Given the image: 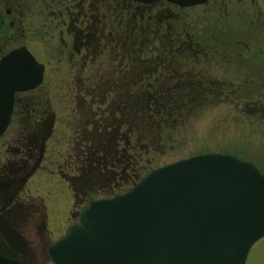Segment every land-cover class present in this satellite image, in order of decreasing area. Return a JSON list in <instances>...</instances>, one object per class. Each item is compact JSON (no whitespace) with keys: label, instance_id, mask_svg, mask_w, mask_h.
<instances>
[{"label":"flooded vegetation","instance_id":"af4514ba","mask_svg":"<svg viewBox=\"0 0 264 264\" xmlns=\"http://www.w3.org/2000/svg\"><path fill=\"white\" fill-rule=\"evenodd\" d=\"M173 7L188 8L165 0H0V58L30 47L24 39L36 21L38 31L58 36L61 54L55 61L67 68L62 87L51 86L44 80L46 63L36 59L43 65L42 82L14 93L9 123L0 135V256L52 264L50 243L86 203L123 193L111 191L124 180L130 187L138 180L133 168L135 94L143 96L140 137H153L158 130L161 138V130L180 123L177 117L183 112L185 117L202 95L262 93L256 84H261L264 64L243 54L249 50L243 39L259 37L264 29L237 32L228 25L232 39L213 41L243 45L240 55L233 54L239 81L232 86L227 77L219 80L212 73L215 63L227 69L232 54L216 55L217 45L200 44L191 24L177 21ZM55 87L63 89L66 116L72 120L65 127L68 134L59 136L54 134L57 122L60 128L64 123L57 120ZM238 108L244 116L263 112H251L254 105ZM52 138H67L69 147L54 151ZM55 176L70 190L67 210L52 193ZM6 237L21 238L24 246H12Z\"/></svg>","mask_w":264,"mask_h":264},{"label":"water","instance_id":"95a60500","mask_svg":"<svg viewBox=\"0 0 264 264\" xmlns=\"http://www.w3.org/2000/svg\"><path fill=\"white\" fill-rule=\"evenodd\" d=\"M42 77L43 65L24 46L0 58V135L14 93L38 86ZM258 104L242 101L238 109L264 111ZM263 236L264 173L235 156L204 153L156 167L122 194L89 201L47 256L52 264H245ZM6 240L24 246L19 238ZM0 264L23 263L0 256Z\"/></svg>","mask_w":264,"mask_h":264},{"label":"rangeland","instance_id":"374dc122","mask_svg":"<svg viewBox=\"0 0 264 264\" xmlns=\"http://www.w3.org/2000/svg\"><path fill=\"white\" fill-rule=\"evenodd\" d=\"M223 2L224 0H207L206 4L188 8L175 9L173 7L172 11L179 14L178 22L191 24V33H194V38L200 41V44L204 42V44L214 46V40L232 39V35H229L226 30L228 25L237 32L240 29L249 30L252 28V31L259 28L264 29V0H225V3ZM32 24V27L26 31L27 36L24 39L30 46L28 49L36 59L46 63L45 82L61 88V81L67 76V68L55 61L56 56L61 54L58 51L61 47L56 46L58 45V36L49 38L47 34L37 30L39 28H37L36 21H32ZM236 37L241 40V37ZM243 42L249 47V50L243 51V54L255 55L256 59L264 64V31L259 37L248 38V40L244 38ZM215 45L218 46L219 51H214V54L227 53L232 54L233 57H230L232 61L229 62L227 69L224 65L220 66L215 63L212 67L213 76L219 80L227 77L232 86H236L239 81V77H237L239 69L237 68V57L233 54H241L239 53L243 50L241 41L237 44L232 42L228 45L227 43H216ZM56 66L61 67L54 70L53 68ZM261 77V84H256L253 80L251 82V86L256 84L263 87L261 94H235L229 95L228 98L223 94L215 93L210 96L202 95V100L192 110L187 111L185 117L184 112L182 116L177 117L180 123L172 126L171 130H161L163 135L161 138L156 135L159 134L158 130L153 131L154 137L151 138H142V136L133 138L135 140L133 153L135 155L134 175L137 176L136 179L141 178L155 167L203 153L231 154L253 162L264 172V111L260 116L258 115L259 117H251L241 115L237 110L242 99L243 102L258 101L264 108V76L261 75ZM62 91L63 89L54 88V107L57 110V120L63 119L64 123L60 128L59 122H57L55 136H59L61 132L68 134V128L65 129V127H70L72 122L66 116L67 109L60 95ZM136 127L139 129L138 133H141L142 125L139 124ZM66 141L67 138H52L54 151L59 153L65 151L69 147L66 145ZM146 143L149 146L144 147ZM55 158L58 159V157ZM58 179L60 180L58 176H55L51 188L52 193L58 201H61L58 202L61 208L67 210L68 206L70 207V190L68 192L67 185L62 181H57ZM128 180L130 181V178ZM125 184L124 180L120 186L121 190L119 188L111 192L113 194L124 192L130 187L129 184ZM103 195L105 194L103 193ZM245 264H264V236L251 246Z\"/></svg>","mask_w":264,"mask_h":264},{"label":"trees","instance_id":"16d2710c","mask_svg":"<svg viewBox=\"0 0 264 264\" xmlns=\"http://www.w3.org/2000/svg\"><path fill=\"white\" fill-rule=\"evenodd\" d=\"M135 34H137V36H135V38H138V39H141L142 38V35L139 32H137V33L135 32ZM134 102H135V116H136L134 131L137 132V133H135V138H138V136H140L141 133H138V130L139 129L136 126H138L139 124L142 125L141 116L143 114V108H142V105H143V96L142 95L135 94V96H134ZM150 138H151V136H150ZM133 168H134V164H133ZM134 173H135V171H134Z\"/></svg>","mask_w":264,"mask_h":264},{"label":"bare ground","instance_id":"6f19581e","mask_svg":"<svg viewBox=\"0 0 264 264\" xmlns=\"http://www.w3.org/2000/svg\"><path fill=\"white\" fill-rule=\"evenodd\" d=\"M19 239H21V238H19ZM22 240V239H21ZM23 241V240H22Z\"/></svg>","mask_w":264,"mask_h":264}]
</instances>
